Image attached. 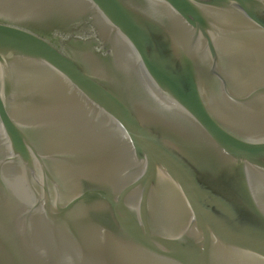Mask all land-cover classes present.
Wrapping results in <instances>:
<instances>
[{
  "label": "water",
  "instance_id": "1",
  "mask_svg": "<svg viewBox=\"0 0 264 264\" xmlns=\"http://www.w3.org/2000/svg\"><path fill=\"white\" fill-rule=\"evenodd\" d=\"M0 264H264V0H0Z\"/></svg>",
  "mask_w": 264,
  "mask_h": 264
}]
</instances>
